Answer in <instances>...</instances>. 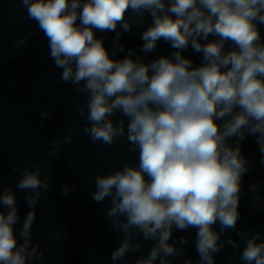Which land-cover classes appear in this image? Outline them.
I'll return each mask as SVG.
<instances>
[{
    "label": "clouds",
    "instance_id": "obj_1",
    "mask_svg": "<svg viewBox=\"0 0 264 264\" xmlns=\"http://www.w3.org/2000/svg\"><path fill=\"white\" fill-rule=\"evenodd\" d=\"M20 3L36 28L19 36L14 48L23 50L39 30L60 69V83L86 97L78 109L83 134L108 146L126 137L129 151L138 152L135 165L96 175L90 193L97 204L109 200L104 215L121 235L110 253L112 264H193L191 256L185 258L189 237L173 239L175 232L189 229L196 230L197 264H216L226 247L232 249L230 259L238 255L243 264H264V233L239 225L244 177L256 166L242 150L248 137L255 138L264 166V0ZM146 15L151 22L140 33L142 43L126 49L122 36ZM97 32L114 33L111 51ZM161 41L170 54L147 62L135 55L153 53ZM189 48L201 57L199 64L184 54ZM117 53L124 55L116 58ZM117 113L121 118L114 120ZM50 115L49 106H42L41 127ZM76 127L52 140L49 156L59 159L62 146L74 143ZM46 166L12 169L19 173L15 188L26 193L29 209L19 235L16 191L0 177V264H48L39 240L33 241L36 206L53 180L41 175ZM76 191L66 182L60 194ZM247 192L252 209H264V179L249 184ZM42 230L66 240L63 223ZM141 238L153 243L132 262L129 254L140 252Z\"/></svg>",
    "mask_w": 264,
    "mask_h": 264
}]
</instances>
